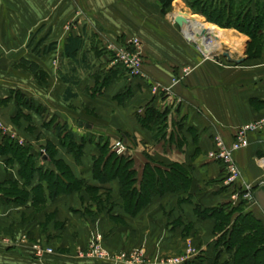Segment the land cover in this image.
<instances>
[{"label":"crops","instance_id":"obj_1","mask_svg":"<svg viewBox=\"0 0 264 264\" xmlns=\"http://www.w3.org/2000/svg\"><path fill=\"white\" fill-rule=\"evenodd\" d=\"M189 1L173 0L171 9L177 7L178 13L179 6H185V13L198 15ZM185 26L175 23L172 12L163 14L159 0H0V110L8 131L0 130V142L7 136L28 144L19 142L26 136L45 159L44 146L52 142L57 158L65 160L76 177L112 190L111 199L100 205L86 190L60 195L35 211L29 207L31 200L27 205L0 201V264H126L80 257L79 251L96 238L112 254L143 248L155 257L183 254L191 242L200 256L187 264H214L219 250L223 263L227 253L217 245L221 233L215 232L217 221L209 209L240 205L264 223L262 206L242 200L240 193L236 196L241 186L226 185L223 164L208 157L216 135L231 144L242 124L264 116V61L244 65L200 57L197 41L186 35ZM37 30V39L57 42L59 53L33 54ZM69 36L83 40L73 59L62 56ZM132 37L143 42L144 77H130L107 48L109 42ZM22 58L37 61L45 77L21 65ZM185 68L191 69L186 75ZM99 76L106 81L99 82ZM179 76L184 78L172 86ZM159 83L172 86L171 94L155 93ZM14 90L38 102L44 112L24 109L26 116L16 121V103L13 98L4 101ZM149 106L170 110L163 138L156 139L139 121ZM22 121L32 138L19 131ZM58 124H65L77 139L94 137L80 160L60 145ZM121 137L139 180L148 163H178L191 175L188 188L158 195L136 214L127 211L118 179L101 183L93 173L100 155L96 143L106 138L113 151ZM250 141L235 156L245 182L257 190L264 185V130L251 133ZM18 169V163L12 167L0 156V182L10 176L20 179ZM34 243L55 251L38 259Z\"/></svg>","mask_w":264,"mask_h":264},{"label":"trees","instance_id":"obj_2","mask_svg":"<svg viewBox=\"0 0 264 264\" xmlns=\"http://www.w3.org/2000/svg\"><path fill=\"white\" fill-rule=\"evenodd\" d=\"M172 2L173 0H159L163 14L171 10ZM188 5L195 13L205 16L208 22L217 24L218 27L235 28L248 34L251 38L248 45L249 59L262 57L264 54V0H190ZM39 31L33 32L31 48L33 54L44 57L50 53H59L57 42L46 43L44 38L37 39ZM82 44L83 40L80 37L69 36L62 56L75 58ZM20 64L27 66L35 75L40 74L41 78L46 75L35 60L22 58ZM97 78L99 82L106 81L105 77ZM11 98L18 107L17 115L14 117L16 121L26 116L24 109L37 113L44 112V108H41L38 102L20 91L14 90L12 95L4 101ZM169 113V109L161 110L155 106H149L139 116V121L144 127L154 132L156 139L163 138L166 135ZM30 116L28 114L27 119H30ZM55 129L60 138V145L77 160H80L84 154L86 146L94 143L92 136H82L77 139L65 124H58ZM120 139L123 140L122 137ZM96 146L100 155L94 162V178L101 183L118 179L124 208L132 214H136L158 195L187 189L192 179L187 170L178 163L158 167L148 163L139 180L133 159L125 154L118 155L113 152L106 138L100 139ZM44 149L46 159L43 158L45 156L42 150H35L33 145L29 143L21 145L7 136L2 137L0 156L5 157L7 165L13 167V164H19L20 179L10 176L0 182L1 202L27 205L31 200L29 207L35 211L44 209L47 202L57 199L60 195L80 193L83 190H86L92 201L99 205L111 199L110 188L89 185L84 179L76 177L70 165L65 160L57 158L56 144L48 142ZM36 180L38 183L35 184ZM91 207L92 203L85 209L88 211ZM208 211L217 221L215 232L221 233L217 245H222L227 253V259L220 263L222 250H219L214 264H264V223L261 219L251 212L242 211L240 205L236 208L224 206ZM237 212L238 215L234 218ZM188 262L189 260L184 264Z\"/></svg>","mask_w":264,"mask_h":264},{"label":"built area","instance_id":"obj_3","mask_svg":"<svg viewBox=\"0 0 264 264\" xmlns=\"http://www.w3.org/2000/svg\"><path fill=\"white\" fill-rule=\"evenodd\" d=\"M108 50L111 51L115 57L117 63L122 64L126 73L133 78L144 77V53H143V42L139 37H132L127 40L126 43H115L109 42L107 46ZM191 71L190 68L184 69V74H188ZM184 78L175 77L173 78L172 86L181 82ZM172 86H164L162 84H155L153 91L156 93L164 92L166 94H171ZM0 130L2 132L8 133L5 123L3 121L2 112L0 110ZM264 130V116L242 124L236 131L235 138L231 144H228L222 135L218 134L215 137V146L212 150L209 151L208 157L210 159L219 161L223 164L225 169V183L229 186H241V191L236 194L239 196L241 194L242 200L253 203L254 192L256 186L249 182H245L243 178V172L238 165L236 160V152L244 148L249 147L250 134L254 132H260ZM12 138L16 137V134H11ZM20 143H23L22 140H19ZM113 151L118 155H123L127 152L126 143L119 139L117 140L112 147ZM240 193V194H239ZM25 238H27L25 236ZM34 255L39 259L43 258L47 254L54 253L53 247H45L39 243H35L32 246ZM80 257L95 258L101 260H112L113 262H124L126 264H184L193 256L190 254L186 257H177L168 260L167 262L156 260L151 261L145 250H137L130 253L122 254H112L108 251L102 244L101 240L96 238L94 239L85 249L79 251Z\"/></svg>","mask_w":264,"mask_h":264},{"label":"rangeland","instance_id":"obj_4","mask_svg":"<svg viewBox=\"0 0 264 264\" xmlns=\"http://www.w3.org/2000/svg\"><path fill=\"white\" fill-rule=\"evenodd\" d=\"M180 8H181V12H186V11H184L186 8H185V6H179ZM173 8V7H172ZM175 8H177V7H175ZM171 9L170 10V12H172L173 13V18H174V16H175V14H177V12L175 13V11H176V9ZM187 15V18L188 19H190V17H192V16H195V17H200V18H203V20L205 21V22H208L207 21V18L205 17V16H203V15H201V14H198V15H196V14H192V13H190V11L188 12V13H186ZM208 23H210V22H208ZM73 24V23H72ZM72 24H68L69 26H71ZM211 24H213L215 27H217V28H219V29H222L221 27H218V26H216V24H214V23H211ZM72 27V26H71ZM225 29H227V30H225ZM222 30H224L225 31V37H224V40H222V45H223V47H221V48H217V49H215L213 52H211L210 54H206L205 53V49H203V47L197 42V47H198V50H199V56L200 57H209V58H211V59H214L215 60V58H214V56L215 55H218V56H220L221 57V60H224L225 62H229L228 61V58L227 57H225L224 55H223V53L225 52V51H229V52H231V54L235 57V58H239V59H242V58H244V61L242 62V63H240V64H255V63H258V62H260V61H264V54L262 55V57L261 58H259V59H249V57H248V45H249V43L251 42V38H250V36L248 35V34H246V33H244V32H240L239 30H236L235 28H223ZM187 33V32H186ZM188 34V33H187ZM185 35V34H184ZM194 39V38H193ZM234 39H241V40H243L244 41V43H242V47L241 48H235V45H233L232 44V41H234ZM127 42V40L126 41H123V43H126ZM231 63H233V62H231ZM14 67L17 69V68H20V67H22V66H20V65H14ZM183 72H184V70H183ZM3 116V115H2ZM28 127V124H27V122H24V121H22V125L19 127V131L20 130H22V134H25L26 135V133L27 132H25V129ZM27 135H28V133H27ZM32 136H33V134H31ZM29 136V135H28ZM30 138H32L31 136H29ZM22 141H24V143H30L31 142V139H27L26 138V136H22V139H21ZM35 244V243H34ZM143 250V248H139V249H134V250H132L131 252H134V251H137V250ZM146 253V252H145ZM199 251L192 245V243L191 242H189V244L187 245V247L185 248V251H184V253L183 254H180V255H177V256H175V255H162V256H159V257H155V256H147L152 262L153 261H156V260H161V261H165V262H167L168 260H171L172 258H177V257H186L187 255H191V256H193V257H197V256H200L199 255ZM79 254V253H78ZM35 257H36V255H35ZM45 257V256H44ZM43 257V258H44ZM38 258V257H37ZM39 259V258H38ZM42 259V258H41Z\"/></svg>","mask_w":264,"mask_h":264},{"label":"bare ground","instance_id":"obj_5","mask_svg":"<svg viewBox=\"0 0 264 264\" xmlns=\"http://www.w3.org/2000/svg\"><path fill=\"white\" fill-rule=\"evenodd\" d=\"M181 12V11H178ZM190 24L186 25V35L192 40L197 41L207 54H210L217 48L223 47L222 40L225 37V31L215 27L213 24L205 22L203 18L192 16ZM205 32L203 33V31ZM194 38V39H193ZM244 43L241 39H234L232 44L235 48H241Z\"/></svg>","mask_w":264,"mask_h":264},{"label":"water","instance_id":"obj_6","mask_svg":"<svg viewBox=\"0 0 264 264\" xmlns=\"http://www.w3.org/2000/svg\"><path fill=\"white\" fill-rule=\"evenodd\" d=\"M187 14L184 12H178L177 14H175L174 16V21L175 23H177L179 26L184 27L185 25L190 24V20L187 18L186 16ZM205 32V30L203 31V33ZM206 53V52H205ZM207 54V53H206ZM223 55L225 57L228 58V60L230 62L236 63V64H240L244 61V58L239 59V58H235L231 52L229 51H225L223 53ZM215 60L220 61L221 57L218 55L214 56ZM81 125L85 124V126L91 128V124L88 123H84L83 121L80 122ZM254 200L255 202H258L262 208L264 209V185L260 186L255 192H254Z\"/></svg>","mask_w":264,"mask_h":264}]
</instances>
